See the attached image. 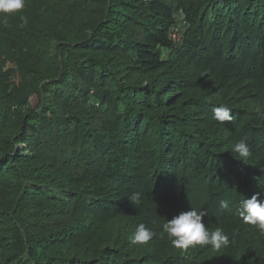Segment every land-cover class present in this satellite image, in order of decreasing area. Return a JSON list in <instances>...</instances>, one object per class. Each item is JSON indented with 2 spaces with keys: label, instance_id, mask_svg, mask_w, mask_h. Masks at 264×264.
Segmentation results:
<instances>
[{
  "label": "trees",
  "instance_id": "trees-1",
  "mask_svg": "<svg viewBox=\"0 0 264 264\" xmlns=\"http://www.w3.org/2000/svg\"><path fill=\"white\" fill-rule=\"evenodd\" d=\"M221 105L231 121L214 118ZM257 193L264 0H26L0 14V264H264V235L240 215ZM192 208L228 248L171 245L163 223ZM141 223L155 236L134 245Z\"/></svg>",
  "mask_w": 264,
  "mask_h": 264
},
{
  "label": "clouds",
  "instance_id": "clouds-1",
  "mask_svg": "<svg viewBox=\"0 0 264 264\" xmlns=\"http://www.w3.org/2000/svg\"><path fill=\"white\" fill-rule=\"evenodd\" d=\"M26 0H0V14L11 15L23 11ZM23 22L27 23L26 17H21ZM214 118L220 122L231 121V109L226 106H219L213 109ZM240 160H245L250 155V144L246 137L238 139L231 148ZM129 200L139 205L141 193L134 192ZM222 207H227V202H221ZM242 211L240 213L245 225H250L258 229L261 235H264V201L259 198V193L253 195L250 199H244L241 202ZM206 212L202 209L192 208L188 211H181L171 219H167L162 225V232L166 233L171 245L175 249L187 251L196 246H208L215 251L226 249L230 246L229 235L222 227L208 228L204 223ZM155 232L146 227L143 223L137 225L135 232L130 237V242L134 245L148 244Z\"/></svg>",
  "mask_w": 264,
  "mask_h": 264
}]
</instances>
